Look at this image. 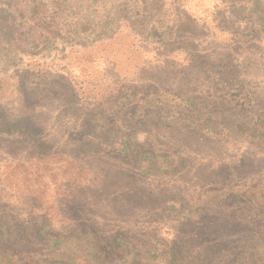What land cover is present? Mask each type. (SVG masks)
Returning <instances> with one entry per match:
<instances>
[{
  "label": "trees",
  "instance_id": "1",
  "mask_svg": "<svg viewBox=\"0 0 264 264\" xmlns=\"http://www.w3.org/2000/svg\"><path fill=\"white\" fill-rule=\"evenodd\" d=\"M118 2L0 0V58L34 59L62 42L96 43L111 32ZM252 4L259 28L248 42L255 44L264 33V12L259 0ZM98 8H105L104 17ZM150 35L167 47L158 30ZM183 54L182 63L168 58L157 65L158 77L129 83L115 78L93 95L71 92L70 108L56 117L73 127L68 132L39 122L41 112L29 106L38 94H51L44 90L45 77L36 74L38 84L30 87L34 76L25 72L19 90L27 107L17 104L18 110L1 114L0 170L64 176L54 180L58 192L50 209L36 191L4 197L0 189V264H264V192L258 194L257 185L248 199L230 191L216 201L205 187L218 186V175L188 176L193 164L183 152L204 129L244 148L242 159L248 148L264 146V88L240 80L231 94L214 90L220 95L197 99L184 87L201 82L189 73L198 75L206 63ZM218 64L209 68L216 78L212 86L228 77L230 65ZM142 92L145 99L139 100ZM241 167H228L229 178ZM179 173L185 174L178 179ZM240 202L245 210L232 211Z\"/></svg>",
  "mask_w": 264,
  "mask_h": 264
},
{
  "label": "rangeland",
  "instance_id": "2",
  "mask_svg": "<svg viewBox=\"0 0 264 264\" xmlns=\"http://www.w3.org/2000/svg\"><path fill=\"white\" fill-rule=\"evenodd\" d=\"M259 1L263 6L260 11L264 12V0ZM252 3L253 0H146L145 10L142 0H119L111 32L96 43L69 46L62 42L34 59L7 62L0 58V119L2 113L17 109V104L23 103L24 106L19 85L23 84L27 70L34 76L33 80L27 82L30 87L38 84L40 77L36 74H40L45 77L43 81L47 82L44 90L51 94L50 97L38 94L29 108L36 110L37 114L41 112L39 122L44 121L46 128H58L63 132L73 127L64 124V118L56 121V117L65 115L70 108L68 101L73 100V96L69 95L71 92L81 96L85 93L93 95L105 91L104 84L112 83L115 78L129 83L142 76L158 77L157 65H163L162 62L168 58L182 63L183 53L188 57L194 53L199 63H206L198 75L195 70L189 73V79L195 83L201 82L196 87L191 84L184 87L186 93L197 99H203L206 95L219 96L226 90L231 94L240 80L264 88V33L258 34L260 40L255 44L248 42L251 41V34L257 35L255 31L259 28L254 26L256 18H253L250 10ZM98 15L104 17L105 8H98ZM263 15L261 13L259 17ZM152 29L162 35L166 48L161 47L159 40L150 35ZM244 59L249 61L241 63ZM221 61L230 65L228 77L222 79L219 85L215 83L212 86L211 80L213 82L216 78L211 76L212 70L209 68L214 64L217 68ZM199 65L193 68L197 70ZM176 68L184 72L182 66L177 65ZM214 90H219L220 94L215 95ZM138 99H145V92L140 93ZM195 114L199 113L196 111ZM197 136L183 150L185 155H189L186 162L193 164L191 173L188 170L186 174L192 176L200 171L215 172L218 176L214 177L221 181L218 186L205 187V192L209 191L219 202H223L230 191L246 195L244 197L247 199L253 195L257 185L258 194L264 192V146L248 148V153L242 159L239 156L245 152L244 148L239 151L238 144L230 142L224 135L220 137L221 140L212 130L204 129ZM240 163L242 167L237 169L238 176L229 178L231 175L228 176V173L231 172L227 168ZM42 170H38L35 177L33 169L31 176L24 170L25 174L16 176L4 166L0 170V189L4 197H14L22 191H36L37 195L45 198L44 205L50 209V199L58 192L54 180H60L64 175L59 174V178L54 179L52 174ZM184 174H177V178ZM193 192L198 194L199 190ZM213 207L214 202L210 209ZM246 207L240 202L232 211H243ZM162 224L163 231H166V221ZM236 240L231 239L232 242Z\"/></svg>",
  "mask_w": 264,
  "mask_h": 264
}]
</instances>
